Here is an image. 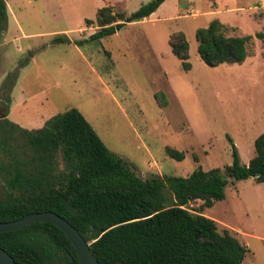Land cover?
Segmentation results:
<instances>
[{
  "label": "rangeland",
  "instance_id": "obj_1",
  "mask_svg": "<svg viewBox=\"0 0 264 264\" xmlns=\"http://www.w3.org/2000/svg\"><path fill=\"white\" fill-rule=\"evenodd\" d=\"M150 1L120 0L119 10L129 18ZM98 2L14 0L12 15L23 33L39 36L22 37L10 15L8 32L0 31V120L8 106L9 122L35 130L77 109L107 149L144 180L223 169L232 163L227 137L240 163L248 165L254 140L264 133V41L255 37L264 33V0H167L157 19L124 22L112 35L90 40L99 30ZM86 20L94 23L79 28ZM214 20L227 27V36L253 37L244 63L208 67L200 59L195 32ZM58 30L83 43H54L64 38L49 36ZM174 32L188 42V72L168 45ZM167 148L184 158H170ZM201 206L196 201L188 209L215 220L248 248L243 264H264L260 184L252 178L234 182L223 201L210 209Z\"/></svg>",
  "mask_w": 264,
  "mask_h": 264
},
{
  "label": "trees",
  "instance_id": "obj_2",
  "mask_svg": "<svg viewBox=\"0 0 264 264\" xmlns=\"http://www.w3.org/2000/svg\"><path fill=\"white\" fill-rule=\"evenodd\" d=\"M165 0H151L131 17L110 7L97 10L98 32L89 39L110 36L124 22L142 21ZM6 7L0 0V31L5 29ZM86 20L88 27L94 23ZM217 20L195 32L197 52L208 67L242 64L251 54L252 36L226 35ZM255 37L264 41V33ZM54 43H69L60 36ZM83 41H75L80 46ZM172 54L185 72L189 45L182 32L169 36ZM16 79V78H15ZM15 79L7 92L10 93ZM7 103H10L7 98ZM0 120V171L4 197L0 223L29 214L53 212L71 224L89 244L99 264H243L249 252L228 229L188 207L202 201L210 209L225 199V188L252 178L264 183V133L254 140L255 155L240 163L237 149L227 137L232 163L223 169L197 168L187 177L142 179L131 165L110 152L77 109L46 121L35 130ZM181 161L184 155L166 149ZM0 248L16 264H79L68 238L50 223H34L0 234Z\"/></svg>",
  "mask_w": 264,
  "mask_h": 264
},
{
  "label": "water",
  "instance_id": "obj_3",
  "mask_svg": "<svg viewBox=\"0 0 264 264\" xmlns=\"http://www.w3.org/2000/svg\"><path fill=\"white\" fill-rule=\"evenodd\" d=\"M34 223H50L56 226L68 238L78 256L79 264H99L92 254L89 244L79 232L66 220L53 212L29 214L16 221L0 223V234L17 231ZM0 264L16 263L5 250L0 248Z\"/></svg>",
  "mask_w": 264,
  "mask_h": 264
},
{
  "label": "crops",
  "instance_id": "obj_4",
  "mask_svg": "<svg viewBox=\"0 0 264 264\" xmlns=\"http://www.w3.org/2000/svg\"><path fill=\"white\" fill-rule=\"evenodd\" d=\"M4 1V3H5V7H6V20H5V29H4V33H7L8 32V30H9V17H8V15H10V17H11V20L13 21V23L14 24H11L12 25V27H16L17 29H18V32L19 33H21V35H22V37H26V38H28V37H36V36H39V34H25V33H23V30H22V28H21V26L18 24V22H17V20H16V18H15V16L14 15H12V12L14 13V11H13V7H12V5H13V2H14V0H10V2H8L7 0H3ZM101 2H98V5L97 6H99V7H97V9H96V12H97V10L98 9H100V8H102V7H100L101 5L103 6V7H110V8H112V10L113 11H117V12H121L119 9V6L121 5V3L122 2H120V0H100ZM167 3V0H165L164 2H163V4L153 13V14H151L147 19H144V20H142V22L143 21H147V20H149L150 18L151 19H155L156 17H157V13L160 11V9L162 8V7H164V5ZM121 13H123V12H121ZM124 14V13H123ZM95 16H96V14H95ZM157 19V18H156ZM95 20V19H94ZM93 21V20H92ZM84 25L85 24H83V26H81V27H79V28H82V27H84ZM68 33V31H66V30H63V31H60V30H58V31H54V32H51L50 34L51 35H49V36H58V35H63L64 36V38H66V39H68L67 37H66V34ZM15 39H17V38H15ZM69 40V39H68ZM69 43H71V44H74V42H71L70 40H69ZM248 59V58H247ZM254 181V180H253ZM260 186L262 187V188H264V183H262V184H260Z\"/></svg>",
  "mask_w": 264,
  "mask_h": 264
}]
</instances>
